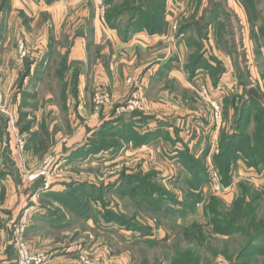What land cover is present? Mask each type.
Listing matches in <instances>:
<instances>
[{
    "label": "crops",
    "instance_id": "obj_1",
    "mask_svg": "<svg viewBox=\"0 0 264 264\" xmlns=\"http://www.w3.org/2000/svg\"><path fill=\"white\" fill-rule=\"evenodd\" d=\"M179 1L168 0L165 24L160 33L137 32L124 40L118 31L107 25L91 0H54L51 3L44 0H0V72L3 71L0 84L11 91V104L15 109L20 107V125L27 128V133L32 128L37 134L36 143L24 156L29 165L31 159L36 161L52 153L67 159L71 152L94 136L96 130L119 118L115 111L118 103L134 89H140L147 101V111L136 116L133 122L136 132L146 136L144 139L148 142L139 145L129 141L130 147L125 150V142L120 141L122 148L118 149V158L131 150L134 153L147 150L151 160L164 158L172 165L170 173L165 176L155 167L152 172L159 174L165 183L187 174L180 163L179 154L183 151L193 159L205 157L204 162L207 158V162L215 164L214 158L219 154L212 153L213 146L218 145L220 149L221 132L233 118V114L226 111V100L234 92L231 91L233 86H228V80L237 82V70L233 57L218 46L213 37L215 26H211L204 42V59L212 68L220 64L222 74L216 80L205 68L191 73L187 67L193 51L188 42L190 32L178 34L181 20L192 14L187 11L191 3L189 0ZM174 2L180 9L174 6ZM234 12L239 16L235 9ZM244 16L240 17L241 23L249 33L245 13ZM21 40L25 41L27 57L19 60L17 43ZM129 79H133L132 85L127 84ZM10 87L13 90H8ZM204 89L208 90L209 98L202 94ZM31 91L34 92L32 95ZM23 92H26L27 99L24 103L21 102ZM100 95L110 96L113 103L98 108L94 98ZM210 100L222 103L225 115L220 123L213 120ZM121 125L117 126L121 128ZM44 131L50 134V142L47 151L42 153L39 144ZM9 142L1 130L2 149L10 151ZM95 156L79 158L81 161H77V167H84L83 164ZM10 158L15 161L13 156ZM6 171L7 175L0 177V194L7 198L11 193L7 201L10 205L15 198L16 180L10 170ZM121 183L118 178L115 187ZM198 191L206 194L209 191L206 183ZM39 193L35 195L39 196ZM179 201L182 200L179 198ZM46 216V210L39 208L32 220L40 221ZM75 216L83 220L91 218ZM54 218L60 219L61 223L55 224L57 240L53 242L54 253L48 264H84L79 256L83 251L87 254L88 250L87 256L94 257L91 232L69 229L71 223L67 224V216L58 214ZM31 224L29 233L40 232L39 226ZM118 233L125 236V231ZM133 234L139 243L159 240L150 231L144 237L140 232ZM80 235L83 239L77 238ZM6 252L1 264H17L12 246L9 245ZM105 253L108 252L103 251L98 257V264H109Z\"/></svg>",
    "mask_w": 264,
    "mask_h": 264
},
{
    "label": "rangeland",
    "instance_id": "obj_2",
    "mask_svg": "<svg viewBox=\"0 0 264 264\" xmlns=\"http://www.w3.org/2000/svg\"><path fill=\"white\" fill-rule=\"evenodd\" d=\"M91 1L104 18L105 14L102 13L97 1ZM101 1L105 8V1ZM189 1L191 6L187 11L192 13L194 10L193 0ZM174 6L180 9L178 3L175 5L174 2ZM234 9L239 13H237L239 16H235ZM244 13V8L238 0H227V5L225 4L222 14L220 13L217 24L214 23L215 31L223 29L227 25L224 31L225 46L223 50L226 49L227 44L231 49L234 36L237 44L240 42L241 45V36L238 34L240 27L242 28L241 35L245 36L241 46L242 50L240 52L233 51V54H236L233 57V64L236 66V70L238 68L240 71V74L238 70L235 71L238 77L237 82L228 80V86H233L231 91L234 92L226 101L232 98L236 100H232L226 111H230L233 115L236 109L234 105L238 106L240 98L247 91L255 90L264 94V57L256 52L258 45H255L251 38L252 35L248 31V34L246 33V26L241 23V18L245 17ZM117 23L122 24L121 27H124V29L126 28V19L121 23ZM192 34L193 32L189 34V37ZM215 36L213 37L216 39ZM22 43L27 51L25 41H19L17 43L19 60L27 57H23L20 51ZM241 51L245 53V56ZM259 51L264 54V48L263 50L262 48L259 49ZM2 72H0V75ZM254 75L258 79H255ZM131 80L133 81V79ZM256 80H260V82L258 83ZM8 90L13 89L10 87ZM23 93L21 102L24 103L27 99L26 92ZM30 93L32 95L34 92L31 91ZM129 95L120 101L118 105L126 100ZM142 95L145 99L143 92ZM96 97L94 102L98 108L113 103L112 98L108 96L109 102L99 105ZM34 102L31 101V103ZM145 105L146 109L140 111V113L147 111L146 99ZM20 115V107L15 109L14 105L11 104V91H7L0 84V132L2 130L11 142L7 143L10 151H8V148L2 149L3 145H0V154L2 152L0 171L13 170L18 176L17 179L14 177L16 186L15 198L12 199V204H7L11 193H8L7 198L5 194H0V232H2V237H0V264L6 256L9 245L12 246L17 257V264H48L51 255L54 253L52 252L53 242L57 240L55 224L61 223L60 219L56 220L54 218L58 214L64 217L67 216V224L71 223L69 229H86L93 234L91 235L94 241V257H91L90 254L87 256L89 250L86 251L87 254H85V251L81 252L79 259L81 261L82 258L84 264H98L97 259L103 251L108 252L105 255L109 259V264H264V232H262L264 231V171L247 167L243 160H239L232 168V182L234 183L232 190L224 194H217L211 192L207 187L209 191L206 194L201 193V199H196L194 212L189 211L187 217L179 216V214L174 215L176 212L173 208L163 206V204L166 205V200L164 203L155 198L156 189L154 186L160 187L162 191H168L171 195L183 201L189 193V185L185 179L186 174L178 177L179 180L174 179L165 183L160 180L159 174L152 172L155 167L161 170L165 176L170 173L172 165L164 158L151 160L150 153L147 150L137 151L136 153L131 150L130 153L118 158L120 151L118 147H115L116 144H112L113 149L96 154L91 161L83 164L84 167L81 168L77 167V160L70 162L68 159L58 157L54 153L36 161L31 159L29 165L27 158L24 156L27 149L33 147V143H36L37 134L32 128L28 133L27 130L26 132L22 130L25 127L20 125ZM224 115L225 110L223 109L222 120ZM245 121H248V117ZM232 126L231 122L223 130L230 132ZM248 132H250L249 128ZM247 133L245 126H243L240 136ZM124 146L125 150L130 147L127 142ZM95 147L100 149L99 146ZM13 152L16 154L14 155ZM11 156L14 157L15 161L10 158ZM180 159L183 160L181 155ZM181 160L180 163L187 172V178H189V175H191L190 178L193 175L186 169L189 165H193L192 169L195 171V176L200 177L201 165H194V163ZM239 162L242 164H239ZM243 163L248 169L244 167ZM203 165L207 170V158ZM127 171L129 174L126 173V175L136 177L133 179L137 180V183H140L139 185L145 186L150 194H135L129 187L125 190L124 187L122 189L120 187V190L115 186L113 189L105 188V184H108L109 187L116 184L118 178L120 181L122 175ZM246 184L250 187H246ZM38 190L40 191L39 196L35 195L39 192ZM54 191H58V193L55 194ZM71 200L80 201L82 206L73 210L72 205H67L71 203ZM253 200L255 201L253 202ZM240 201H243L246 205H251L250 209H254L255 215L258 217V223L254 228L248 226L249 214L236 215L235 206ZM84 202L87 204L84 205ZM167 202L170 205L168 200ZM152 203L158 204L156 210L148 207ZM37 206H40V209H45L47 216L43 220L33 221L34 213L39 209ZM75 215H87L91 218L83 220L76 218ZM111 215L122 217L129 225H134L139 229L142 228L143 231L146 229V231L155 233V237H158V241L162 244L137 242L133 234L134 231L119 225L117 219H114L113 225H107L108 222L105 220L109 219ZM228 218L239 220L241 223L236 221L234 225L228 227L219 224L224 219L229 220ZM89 219H92V222ZM1 220L7 222H1ZM232 220H229V223H232ZM31 223L36 227L39 226L40 232L33 231L29 233ZM197 226L204 229V231L208 229V235L201 237ZM106 230L110 231L109 234L103 233ZM121 230L125 231V236L118 233V231L121 233ZM216 230H220L221 233L215 232ZM185 231L193 233L194 237H186ZM80 237L82 235L77 238ZM99 241L106 243L99 244L102 243ZM179 253H181L180 257H178ZM24 254L29 259H23Z\"/></svg>",
    "mask_w": 264,
    "mask_h": 264
},
{
    "label": "trees",
    "instance_id": "obj_3",
    "mask_svg": "<svg viewBox=\"0 0 264 264\" xmlns=\"http://www.w3.org/2000/svg\"><path fill=\"white\" fill-rule=\"evenodd\" d=\"M48 3H51L54 0H44ZM106 6L105 12V20L107 25L118 31L119 34L122 36L124 40H128L133 34L137 32H147L150 35L158 34L162 31L165 24V16L167 12V5L168 0H104ZM246 13L248 24L250 26V34L252 35V40L254 41L255 45H258V48L263 50L264 48V0H238ZM225 4L227 5V0H193L194 10L192 14L188 18H183L178 28V34H184L187 32H193L192 36L188 37V42L191 44V48L193 49L192 53L189 56L187 67L193 73L199 68L208 69L213 73V78L216 80L222 74V68L220 64H217V68H212L208 63H206L204 59V40H206L208 36V32L211 26L217 24V20L222 14ZM235 14V13H234ZM230 15V14H229ZM235 16H237L235 14ZM126 19V28L121 27L122 24L119 25L117 22H122ZM240 21V20H239ZM238 21V22H239ZM215 23V24H214ZM222 26V25H221ZM227 25L223 29H217L215 31V37L218 46L221 49H224L225 40L224 34ZM241 27L239 28L238 34L241 39L240 42L237 44V40L235 36L233 37V42L231 45V49L229 45H226L225 51L230 54L232 57H235L233 51L237 50L240 52L241 46L243 45V36L241 35ZM192 44H194L192 46ZM256 49L257 53H262L259 49ZM244 50V49H243ZM242 52V51H241ZM243 56L245 53L242 52ZM259 54V55H260ZM238 70V68H237ZM240 74V71L238 70ZM247 91L242 98H240L238 106L234 105L235 113L232 118V128L231 131L228 132L227 130H223L221 132V139H220V154L215 156V166L219 169L223 182L225 185H231L233 182L232 174H233V166L238 163L239 160H243L247 167L255 168L260 171H264V94L258 91ZM245 96V97H244ZM232 100H236L232 98L231 100L226 102V106L230 107ZM140 112L128 114V115H120L119 118H114L112 123H107L103 125L101 128L96 130L94 136H92L82 147H79L77 150L71 152L67 159L69 161L80 160L79 158H85L90 155H96L102 151H110L113 149L112 144H116L115 147L118 149L122 148L121 142L133 141L135 144H143L145 141L146 136H141L136 132L135 123L133 121L134 118L140 115ZM248 117V121L245 119ZM122 124L121 128L117 125ZM245 126L246 133L248 128L250 132L245 135H241V129ZM27 130V128L22 129ZM42 142L39 144V151L45 153L49 147L50 142V134L44 131ZM95 146H99L100 149H97ZM95 148V149H94ZM188 162L194 163V165H201L200 169V179L195 176V171L192 169L193 165H189L186 167L187 170L190 171L191 175L187 178V174L185 179L189 185V193L186 196L185 200L179 201L177 197L171 195L168 191H165L160 187H155V198L161 200L170 208H173L174 212L177 215L187 217L189 215V211L194 212L195 206L194 203L197 200L201 199V192L198 190L207 182V170L205 165H203L202 157L200 160L193 159L188 156L186 152L180 153L179 157ZM181 160V159H180ZM181 160V161H183ZM203 161V162H202ZM6 170L0 171V177H4L7 175ZM9 172V171H8ZM13 177L16 179L18 176L16 173L11 170L9 172ZM136 178L133 175H126L123 174L120 181L122 182L121 186L117 188L122 189V187L130 188L133 193L142 194H150L149 190L143 186L139 185L137 180L133 179ZM227 179V180H225ZM40 182V181H39ZM38 182V183H39ZM116 186L115 184L110 185L107 189H113ZM39 187V186H38ZM132 187V188H131ZM246 187H250L246 184ZM106 188V187H105ZM120 189V190H121ZM250 189V188H249ZM36 190V189H35ZM56 194V193H55ZM139 195V197H141ZM245 195V194H244ZM243 195V196H244ZM66 196V195H65ZM64 196V198H65ZM132 196H135L132 194ZM169 196V198H168ZM94 197V196H93ZM91 197V198H93ZM90 198V199H91ZM189 198V199H188ZM66 200V199H65ZM167 200L170 202H167ZM68 201V200H66ZM255 200H253L254 202ZM251 203V199H250ZM249 203V204H250ZM67 204V203H66ZM84 205L87 204L86 202L83 203ZM72 205V209L76 210L77 207L82 206L81 202L78 200H71L70 204ZM158 204L152 203L148 205V207L156 210V206ZM180 208V209H179ZM247 208V209H246ZM251 205H246L243 201L237 203L235 206L236 215L241 214H249V221L248 226L249 228L255 227L258 223V217L254 213V209H250ZM168 209V207H167ZM179 209V210H178ZM252 214V215H251ZM82 216V215H79ZM86 216V215H85ZM114 219L119 221V225L125 226L130 228L134 232H140V234L144 236L149 235V231L146 229L143 231L142 228H136L134 225H129L126 221L122 219V217H116L115 215H111V217L105 221H107L109 225L114 224ZM232 220L231 218H228ZM224 219L219 223L220 225H224L226 227L232 226L236 223H241L239 220H232L230 221ZM244 220V219H242ZM199 229V235L201 237L208 235L207 231L197 226ZM230 228V227H229ZM196 229V227H195ZM215 232L221 233L220 230H216ZM264 232V231H262ZM186 237L192 238L194 237L193 233H189L185 231ZM207 234V235H206ZM259 234V233H258ZM168 237V236H167ZM251 239V237H250ZM204 241V240H203ZM145 244H162L160 241L152 240V241H145ZM181 256V253L178 254V257Z\"/></svg>",
    "mask_w": 264,
    "mask_h": 264
},
{
    "label": "built area",
    "instance_id": "obj_4",
    "mask_svg": "<svg viewBox=\"0 0 264 264\" xmlns=\"http://www.w3.org/2000/svg\"><path fill=\"white\" fill-rule=\"evenodd\" d=\"M99 7L101 8V11L103 14L106 12V7L104 8L101 0H96ZM20 51L22 52L23 57L27 56V51L25 49L24 44L22 43L20 46ZM133 81L130 79L128 80V84H132ZM202 94L205 97H210L209 92L207 89H204ZM96 101L99 105H102L104 102H109V97L107 95H100L96 97ZM212 110H213V120L215 123H220L222 121V103L220 100H210ZM146 109L145 105V99L142 95V91L140 89H136L132 91V93L129 95V97L121 102L117 108H116V114L117 115H128L140 111H144ZM23 144V143H21ZM220 149L218 145H214L212 149V153L219 154ZM44 172V171H43ZM207 173L208 178L206 182V186L210 189L211 192L217 193V194H224L226 192H229L230 188L232 187V184L225 185L223 182L222 175L218 168H216L213 161L208 162L207 165ZM23 259H29L25 254L23 255Z\"/></svg>",
    "mask_w": 264,
    "mask_h": 264
}]
</instances>
